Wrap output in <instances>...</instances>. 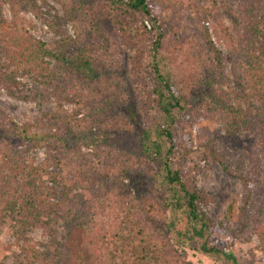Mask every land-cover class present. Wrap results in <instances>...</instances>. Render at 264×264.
<instances>
[{"label":"trees","instance_id":"1","mask_svg":"<svg viewBox=\"0 0 264 264\" xmlns=\"http://www.w3.org/2000/svg\"><path fill=\"white\" fill-rule=\"evenodd\" d=\"M75 7L79 14L65 20L88 18L89 40L81 32L73 39L46 21L59 36L48 45L19 15L28 8L25 0H0V90L37 104L53 97L56 106L21 124L0 110V228L8 227V243L16 248L11 264H41L31 234L44 229L53 235L60 221L82 235L90 252L73 253L70 264H185L169 238L175 229L169 215L176 211L197 224L194 236L226 227L237 238L255 237L264 253V0H224L220 8L216 0H75ZM95 36L101 58L89 47ZM218 43L227 49L229 72ZM108 71L125 77L128 98L141 103L137 151L116 145L136 130L135 116L117 104L127 94L103 76ZM237 87L253 95L251 115L239 101L250 98ZM66 104L74 106L70 114ZM206 119L223 131L220 144H203L202 168L185 167ZM67 120L78 134H91L87 147L95 159L73 163L64 174V146L73 145ZM39 148L46 156L35 164L32 153ZM213 164L245 189L242 206L232 199L219 222L196 208L205 200L196 177ZM156 174L168 190L161 203L131 190L137 177ZM86 212L91 217L83 221ZM187 233L183 226L175 237ZM201 249L241 264L227 250L205 243Z\"/></svg>","mask_w":264,"mask_h":264},{"label":"rangeland","instance_id":"2","mask_svg":"<svg viewBox=\"0 0 264 264\" xmlns=\"http://www.w3.org/2000/svg\"><path fill=\"white\" fill-rule=\"evenodd\" d=\"M25 2L28 8L25 11L20 9L19 15L24 18L25 21L32 24L33 28L30 29V32L35 39L48 45H52L59 39V36L47 25L46 21H48L60 25L58 29L64 30V33L68 34L73 39H76V36L81 32L84 34L86 41L89 40L90 36L88 33L91 26L88 24V18L80 15L81 18L79 22L77 21L78 24H74L72 19L65 20L67 14H79L78 9L75 7V0H25ZM216 2L220 8L224 0H216ZM3 13L5 18L9 21L11 19V13L7 6L3 7ZM224 23L229 25L226 19H224ZM100 43L101 41L95 36V38L89 41V47L91 53H96V55L101 58L102 52L99 50V47H101ZM217 46L225 55V65H227V71L229 72L227 49L222 43H218ZM183 56L182 53L179 54L181 60L184 59ZM122 61L121 58V62ZM103 62L104 59H100V65L106 69L107 65L105 66ZM100 72L102 73V71ZM109 72L110 71L103 73V76L110 80L113 87L118 86L116 89L118 94H127L128 98L130 87L126 86V78L112 75ZM35 85L36 84H33L32 86ZM236 89L237 94H243L245 97L250 98L248 104H246L243 99L239 101L242 104L243 112L247 115H251L254 107L253 95H251L249 90L243 92L241 89H238V87ZM88 90L87 87L84 88L85 92ZM117 104L121 106V110L126 114L132 111V115H134L135 118L131 122V125L136 129L135 131L126 132L121 136V139L116 144L119 147L118 150H120V148H125L131 151H137V129L139 128V108L141 103L138 98L132 97L130 100L129 97L128 100H120ZM55 108V100L53 97H50L45 103L37 104L10 98L2 89L0 90V110L16 124H21L24 120H33L44 112L54 111ZM73 109V105L66 104L64 106V110L67 111L68 114H70ZM65 124V127L67 126V128L70 129L71 138L73 140V145L69 144L68 147L64 146V153H67V155H65L66 163L63 169L64 174H67L71 173L72 165H77L81 161H85L87 164L88 161L93 162L95 158L90 156L91 152H89L90 150L87 147V144L91 143V134H87V132L78 134L74 131L73 127L69 125V120H67ZM200 127L203 128V133L199 136L195 135L193 138V150L186 160L185 167L198 164L202 168L204 162L200 161V157L203 153V144L207 141L211 142L212 140H216V144H220V141H217V139L223 135V131L220 132L219 125L206 119L201 122ZM63 131L65 137L66 129L64 128ZM237 133L240 134V131L238 130ZM32 155L35 158V164H40L46 156L45 149L39 148L35 150ZM68 176L72 179L70 175ZM135 181L136 183L131 190H134L135 193H143L144 196L149 197L150 201L161 203L168 194V190L160 174L154 175L150 180L137 177ZM196 184L197 188L202 190L205 195V200L198 202L196 208L209 220L219 222L232 199H235L237 209L242 206L245 194L243 185L237 178L223 172L220 166L216 164L202 169V172L196 177ZM124 190H126V187ZM127 192L129 193V191ZM89 215V212L82 213L81 219L87 221L91 217ZM169 217L175 227L174 230H170L171 234L169 238L172 242L171 247L180 252L185 264H231L224 259L220 253L212 254L202 251L201 245L204 243L208 246L215 247L218 251L227 250L231 252L238 260V263L264 264V253L260 248V242L255 237L237 238L235 237V233L226 227L219 230L205 231L202 236H194L193 230H198V226L194 221H187L183 212L176 211L174 214L172 212ZM101 219L102 217L100 215L95 216V221H101ZM163 221L164 220L160 221L158 226L165 232L167 229L163 226ZM63 225V221L58 222L54 228L55 234L53 235L44 229H36L31 234L33 245L40 254L41 261L39 262L41 264H66V260H69L68 264H70L74 263L76 259L73 253L79 252V255L83 257L85 254H90L87 242L82 235L79 236L77 233L69 232ZM183 226L188 230L187 236L182 240L179 238L176 239L175 236L177 231ZM9 236L10 232L7 226L0 228V264H11V260H9L8 257L10 253L16 250L14 246L9 245ZM82 264H87V262L84 261ZM90 264H93V260L90 261Z\"/></svg>","mask_w":264,"mask_h":264}]
</instances>
